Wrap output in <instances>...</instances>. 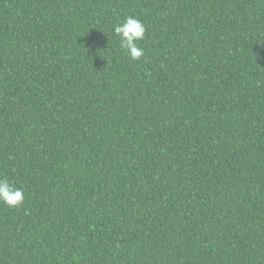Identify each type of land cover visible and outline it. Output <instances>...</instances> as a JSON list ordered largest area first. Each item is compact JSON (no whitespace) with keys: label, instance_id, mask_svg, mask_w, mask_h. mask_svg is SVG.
<instances>
[{"label":"trees","instance_id":"16d2710c","mask_svg":"<svg viewBox=\"0 0 264 264\" xmlns=\"http://www.w3.org/2000/svg\"><path fill=\"white\" fill-rule=\"evenodd\" d=\"M0 179V264H264V0H0Z\"/></svg>","mask_w":264,"mask_h":264},{"label":"clouds","instance_id":"9594fccd","mask_svg":"<svg viewBox=\"0 0 264 264\" xmlns=\"http://www.w3.org/2000/svg\"><path fill=\"white\" fill-rule=\"evenodd\" d=\"M115 36L119 38V46L124 49L133 60H140L144 49L138 45L145 38L144 24L132 16L117 23L113 28ZM24 201L22 189L16 188L7 179H0V202L9 207H19Z\"/></svg>","mask_w":264,"mask_h":264}]
</instances>
